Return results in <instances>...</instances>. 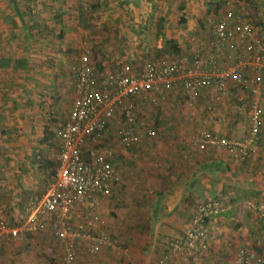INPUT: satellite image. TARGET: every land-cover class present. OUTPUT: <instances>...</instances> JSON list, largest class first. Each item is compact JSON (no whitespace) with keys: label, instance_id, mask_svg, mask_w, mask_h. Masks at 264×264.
<instances>
[{"label":"crops","instance_id":"0c3cea01","mask_svg":"<svg viewBox=\"0 0 264 264\" xmlns=\"http://www.w3.org/2000/svg\"><path fill=\"white\" fill-rule=\"evenodd\" d=\"M187 1L189 15L195 14V7L204 2ZM128 2V5H138V8L141 4H146V0H127L126 3ZM221 5L224 11L226 4ZM133 13L134 17L121 14L123 21L129 22V27L118 29L111 35L106 34L103 39L111 41L107 48L108 57H112L111 52L120 48L121 43L125 41L128 48H132L131 41L136 38L132 28L136 22H144L145 19L144 16L138 17L135 11ZM213 14L212 18L215 20L219 14ZM16 20L15 15L14 21ZM0 28L8 34H3L7 37H0V119L5 111L9 112L11 122L20 128L18 134L33 137L37 135V128L39 129L46 116L57 111L56 106H45L46 95L41 97L40 90L48 94V90L54 86L61 95H67V109H63L64 117L67 116L73 97L71 62L69 67H62L65 72L63 79L51 81L48 79L51 72L50 63L42 62V65H37L34 64L35 58L31 59L41 53L50 54V49L41 48V51L37 50L35 53L29 49L22 52L18 47L7 48L5 46L9 43L18 44L17 39H14L15 32L11 33L12 28L8 29L2 22ZM208 32L210 33V29ZM209 33L205 37L206 44ZM143 34L145 35L142 33V36ZM193 37L191 33L189 39ZM214 54L217 61L215 69L219 71L230 62L238 60V55L236 56L227 45L214 51ZM257 54L252 53L253 59L257 58ZM67 55L70 60L73 58L70 51ZM105 61H102L104 65L111 66ZM255 64L240 68L241 76L250 79L246 84L241 85L230 78L226 79V92L220 95L218 108L204 109L206 100L203 95L183 119L174 113L173 128L163 131L161 137L133 145H115L117 151L113 162L121 179L114 184L109 197L103 200L100 210L102 221L95 226L96 230L111 237V244H101L96 252H91V240L79 239L77 256L72 264H155L168 240L182 234L189 227L199 204L218 196L224 198L226 210L210 219V241L207 248L191 255L175 253L174 264H232V261L228 263V256L233 253V257L236 249L244 245L255 247L264 255V222L246 206L248 201L264 199V125L256 148L241 162L234 161L223 147L204 150L201 152V160H195L192 155L196 149L194 141L193 144L192 141L189 142L188 138L184 137L183 130L185 128L187 134H192L189 133V126L200 124L221 136L240 138L247 133V109L254 98L258 99L262 107L264 121V64ZM47 68L50 71L45 81ZM254 83L260 86L257 96L249 90ZM210 90L213 92L214 89L206 91L205 95L208 97ZM41 98L45 102L44 105H41ZM47 127L53 131V126ZM53 132L55 133V130ZM32 145L24 142L17 143L15 147L16 151H29ZM55 159L56 153L55 157L48 161L55 163ZM45 166L44 169H47L46 162ZM52 180L53 178L48 186ZM37 182L39 179H2L0 184L8 188L7 191L11 193L9 196L14 199V196L23 194V190H32ZM25 216L24 213V220ZM48 234L43 231L40 236L22 235L16 239L11 238V241H8L10 238L7 235H1L0 264H57L58 258L65 252L64 244Z\"/></svg>","mask_w":264,"mask_h":264},{"label":"built area","instance_id":"2783aa9c","mask_svg":"<svg viewBox=\"0 0 264 264\" xmlns=\"http://www.w3.org/2000/svg\"><path fill=\"white\" fill-rule=\"evenodd\" d=\"M245 6L244 0H228V7L213 21L206 47L189 53H160L138 64L120 61L101 68L92 60L89 48L79 52L70 66V109L54 133L53 180L25 209L21 224L5 227L0 223V236L16 239L49 231L64 244L59 264L74 262L79 239L91 240V252H96L101 244H111V237L95 226L102 221L103 200L120 180L112 160L117 151L115 145H133L156 137V129L142 116L143 106L157 105L159 98L169 92L181 93L185 103L195 105L213 88L214 96L203 104L204 109L213 110L221 101L220 95L226 92V79L241 85L250 80L241 76L240 68L264 64V38L252 24ZM225 45L238 55V60L219 71L215 69L214 51ZM254 52L258 53L255 59ZM249 90L257 96L260 86L254 83ZM247 117L249 125L244 136L225 137L205 128L198 132L194 147L199 151L223 147L234 161L247 159L256 148L264 125L257 98L250 102ZM246 206L264 222V199L248 201ZM225 210L220 197L201 202L189 227L168 240L155 264H171L175 253L191 255L206 249L210 241L208 223ZM232 264H264V256L244 245L236 249Z\"/></svg>","mask_w":264,"mask_h":264},{"label":"rangeland","instance_id":"374dc122","mask_svg":"<svg viewBox=\"0 0 264 264\" xmlns=\"http://www.w3.org/2000/svg\"><path fill=\"white\" fill-rule=\"evenodd\" d=\"M126 1L0 0V22L4 26H8V29L9 27L12 28L11 33L15 32L14 39L18 41V46L9 43L5 47H18L17 49L22 52L29 49L35 53L37 50L41 51V48L50 49L48 51L50 54L41 53L38 56L34 55L35 57H31V59L35 58L34 64L37 65H42V62L50 63L51 72L48 79L56 82L58 78L63 79L65 74L62 69L63 65L69 67V62L72 63L76 58H72L73 61L70 60L69 55H67L70 50L82 52L88 48L92 49L95 53V58L92 56L95 62L100 63L105 59V62L112 66L120 61L131 62L134 59L143 61L156 54L173 52L175 48H178V52L189 53L193 49L206 47L205 37L214 21L212 18L213 12L215 15L219 14V16L223 13L220 4L223 0H204L195 7V14L191 15H189L187 0H146V4H141L140 8H138V5H128L129 2L126 3ZM244 2L252 24L260 29L259 31L264 38V0H244ZM204 4L205 7H203ZM133 11L138 17L144 16L145 19H143L144 22L142 20L136 22L132 28L136 38L131 41V51L128 48L127 41H125V43H121L120 48H115L111 52L112 57H108L107 48H109L111 41L103 39L106 38V34L111 35L118 29L129 27V22L123 21L121 14L134 17ZM15 15L17 16L16 21H14ZM115 18L120 19L116 20ZM0 30H2L0 31V37H7L8 34L3 29L0 28ZM142 33H145V35L142 36ZM191 33L194 37L189 39ZM3 34L6 35L3 36ZM50 70L49 68L46 69L47 73L44 80ZM40 91L42 93L41 97L46 95V98H44L46 104L41 98V105L56 106L57 111L46 116L45 121L43 120L39 129L37 128V135L26 137L18 134L20 128L14 126V123L11 122L9 112L6 113L5 111L0 119V181L2 179H39L32 190H23L21 192H24L23 194L14 196L15 200L10 197L11 193L7 191L8 188L0 184V223L6 226H10L12 222L24 218L25 209L43 194L53 178L54 167L44 169L46 167L45 162L55 157L56 146L53 131L59 120L63 119V114H65L63 109H67L69 99H67V95H61V92L54 86L48 90V94L42 92V90ZM214 94L215 91L213 90V92H210L211 96H205L203 99L208 100ZM175 96L174 93V101L171 100L172 97L168 98L163 107L164 124L169 129L173 128L172 114L176 113L183 119L195 107V105L187 103L183 105L185 100H181L180 96ZM217 106L219 107L220 104ZM217 106L215 109L218 108ZM149 115L148 110H143L142 116L144 118L147 119ZM52 119L55 120L52 121ZM57 119L58 122H56ZM184 123L185 120L182 124ZM54 124L55 126H53ZM47 125L53 126V134ZM180 127L182 126L180 125ZM189 127H191L189 133L192 134H187V130L183 128L185 131L184 137L188 138L189 142L192 141V144L198 132L208 128L200 124ZM29 138H32V140L30 141ZM44 138L48 141V144L43 142L45 141ZM24 142L33 144L32 148L29 151H16L17 147L15 145ZM193 152L194 159L201 160L202 151L195 149ZM9 187L11 188V186ZM218 197L224 200L223 197ZM40 234L41 232L36 235L40 236ZM29 238H31V235ZM9 240L11 241V239ZM56 241L58 242V240ZM232 255L228 256V263H231ZM171 262L174 264V254L171 257Z\"/></svg>","mask_w":264,"mask_h":264},{"label":"trees","instance_id":"16d2710c","mask_svg":"<svg viewBox=\"0 0 264 264\" xmlns=\"http://www.w3.org/2000/svg\"><path fill=\"white\" fill-rule=\"evenodd\" d=\"M222 3H225L226 4V8L228 7V0H223V1H221ZM220 2V4H222ZM224 12V11H223ZM248 17H249V15H248ZM91 51H92V49H90ZM71 51V53H73V58L74 57H78L79 56V52H77V51H75V50H70ZM178 52V48H175V51H173V53H177ZM92 56L94 57V52L92 51ZM92 57V60L93 61H95V57L93 58ZM71 61H73V59H71ZM129 61H131V60H129ZM122 62V61H121ZM133 62H135V63H139L140 62V60H138V59H134L133 60ZM96 64H97V66L98 67H103V63L102 62H100V63H97L96 62ZM114 65H116V64H114ZM113 66V65H112ZM111 66V67H112ZM174 93L176 94V96H180L181 97V100H184V97L181 95V93H178V92H169L168 94H166V95H164L163 97H161V98H159V102H158V104L157 105H144L143 106V110L144 111H149L150 112V115H149V117H147V121L156 129V131H157V136L156 137H154V138H150V139H156V138H158V137H161L162 136V133H163V131H165V130H168L169 128L168 127H166V125L164 124V120H163V115H164V113H163V107H164V103L167 101V99L168 98H170V97H172L171 98V100H173L174 101ZM175 96V97H176ZM180 100V99H179ZM71 101V100H70ZM184 103L185 102H183V105H184ZM174 104V103H173ZM186 104V103H185ZM167 108V107H166ZM174 108V107H173ZM171 119L173 120V122H172V126H173V124H174V115L172 114L171 115ZM55 119H52V121H54ZM54 126V125H53ZM52 133V132H51ZM46 140V139H45ZM45 143H47L48 144V142L47 141H45ZM113 160V159H112ZM47 163V166L48 167H54V169H55V163L53 162V161H47L46 162ZM54 175V174H53ZM120 179H121V175H120ZM120 181V180H119ZM118 181V182H119ZM117 182V183H118ZM116 183V184H117ZM226 204V203H225ZM6 207H7V203H6ZM7 211V210H6ZM24 220V218H22V219H20L19 221H14V222H12L11 224H13V225H19V223H21L22 221ZM12 225V226H13ZM47 233H49V235L50 236H52L51 235V233L49 232V231H47ZM53 237H55V236H53ZM55 238H57V237H55ZM56 240H58L61 244L63 243L62 242V240L60 239V238H57ZM63 245V244H62ZM255 249V248H254ZM256 251H258V249H255ZM259 252V251H258ZM260 253V252H259ZM263 255V254H262ZM62 256H63V254L61 255V257L60 258H58L59 260H61L62 259ZM77 256V255H76ZM264 256V255H263ZM76 259V258H75ZM57 261V264H59L60 263V261ZM75 261V260H74Z\"/></svg>","mask_w":264,"mask_h":264}]
</instances>
